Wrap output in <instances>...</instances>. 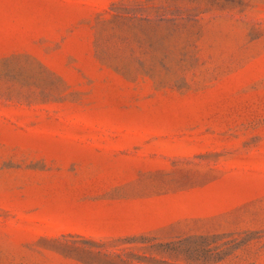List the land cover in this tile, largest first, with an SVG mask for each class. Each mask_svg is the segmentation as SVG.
I'll return each instance as SVG.
<instances>
[{
	"label": "rangeland",
	"instance_id": "obj_1",
	"mask_svg": "<svg viewBox=\"0 0 264 264\" xmlns=\"http://www.w3.org/2000/svg\"><path fill=\"white\" fill-rule=\"evenodd\" d=\"M0 264H264V0H0Z\"/></svg>",
	"mask_w": 264,
	"mask_h": 264
}]
</instances>
